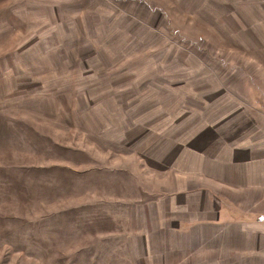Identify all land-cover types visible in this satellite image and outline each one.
Returning a JSON list of instances; mask_svg holds the SVG:
<instances>
[{
	"label": "rangeland",
	"instance_id": "rangeland-1",
	"mask_svg": "<svg viewBox=\"0 0 264 264\" xmlns=\"http://www.w3.org/2000/svg\"><path fill=\"white\" fill-rule=\"evenodd\" d=\"M252 130L264 0H0V264H169L138 233L178 145Z\"/></svg>",
	"mask_w": 264,
	"mask_h": 264
},
{
	"label": "crops",
	"instance_id": "crops-1",
	"mask_svg": "<svg viewBox=\"0 0 264 264\" xmlns=\"http://www.w3.org/2000/svg\"><path fill=\"white\" fill-rule=\"evenodd\" d=\"M252 132L216 148V136L196 131L188 138L200 150L192 139L178 145L170 165L179 157L186 165L160 175L166 184L155 197L154 229L138 233L144 249L169 264H264V133Z\"/></svg>",
	"mask_w": 264,
	"mask_h": 264
}]
</instances>
